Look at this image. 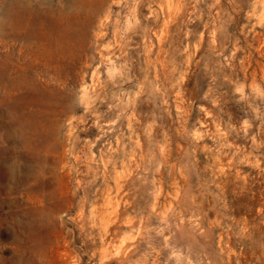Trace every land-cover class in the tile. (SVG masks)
<instances>
[{"label": "rangeland", "instance_id": "374dc122", "mask_svg": "<svg viewBox=\"0 0 264 264\" xmlns=\"http://www.w3.org/2000/svg\"><path fill=\"white\" fill-rule=\"evenodd\" d=\"M0 264H264V0H0Z\"/></svg>", "mask_w": 264, "mask_h": 264}]
</instances>
